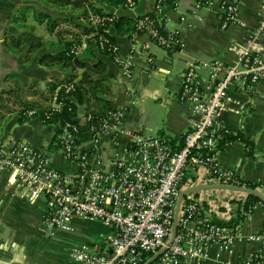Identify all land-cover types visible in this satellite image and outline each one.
Segmentation results:
<instances>
[{
  "label": "crops",
  "instance_id": "0c3cea01",
  "mask_svg": "<svg viewBox=\"0 0 264 264\" xmlns=\"http://www.w3.org/2000/svg\"><path fill=\"white\" fill-rule=\"evenodd\" d=\"M207 1L173 0L165 3L162 17L167 21V28L169 31L180 29L184 43L175 53L159 47L147 33L123 35L110 28L107 33L119 46L122 57L133 64L131 73H128L94 44L90 49L89 39L83 34V26H80L84 25L83 18L77 10L73 11V6L63 7L53 0H23L25 3L21 5L17 4V0H0V152H7L14 142H27L35 149L52 152L58 127L45 125L36 118H27L24 113L35 108H50L57 88L69 83L77 85L82 81L88 89L96 87L100 98L107 101L111 109L126 110L123 128L133 137L183 139L190 127L191 108L181 101L180 96L183 76L189 65L217 60L228 66L234 65L237 61L235 47L244 44L264 23V0H241L238 19L244 26L237 24L226 30L222 29L218 3L210 9L197 10L199 3ZM157 2L137 0L133 9L112 7L103 1L100 6L104 13L117 20L122 17L136 20L156 14ZM38 3V12L33 15L32 10ZM86 9L89 13L88 6ZM182 17H186L183 23ZM64 23L72 24L71 27L79 31V37L73 39L71 35V39H62L59 35L58 41L57 36L52 35L53 38L44 41L41 35L34 32V29L44 27L54 33ZM31 32L41 39L42 48L30 52L29 49L21 51L14 46V38ZM78 41H81L80 46L84 45L81 67L62 69L48 65L43 57L56 55L68 44ZM260 43L264 46V39ZM208 82V74L204 73L200 83L206 86ZM229 93L233 103L222 120L226 130L241 140L221 145L217 160L222 169L232 171L246 184L257 186L255 191L264 196V81L251 89L238 87ZM84 105L85 111L96 112L99 108L92 98ZM82 106H78L79 110ZM131 139L126 136L113 142L104 137L96 153L105 165H110L121 156ZM50 156L58 170H75L61 156ZM108 170L111 168L108 167ZM12 183L11 175L0 177V264H74L70 257L73 247L98 243L101 235L110 233V229L98 222L75 220L70 232L49 234L44 225L46 202L28 203L14 193ZM204 186L220 185L200 170L189 175L183 192ZM249 196L221 189L188 195V199L202 202L204 214L212 222L230 231L240 227L241 238L228 251L213 249L208 260L181 264H242L251 259L259 251L260 243L251 242L249 237L264 232V203L260 201L262 204L247 208ZM241 215L245 219L239 222ZM80 224L90 225L86 231L88 235L81 238L79 245L72 246L61 260L49 259L44 247L41 248L39 242L33 239L37 234L46 240L58 234H70L76 232Z\"/></svg>",
  "mask_w": 264,
  "mask_h": 264
},
{
  "label": "built area",
  "instance_id": "2783aa9c",
  "mask_svg": "<svg viewBox=\"0 0 264 264\" xmlns=\"http://www.w3.org/2000/svg\"><path fill=\"white\" fill-rule=\"evenodd\" d=\"M126 8L136 7L134 0H125ZM241 0H208L197 10L219 4L222 29L241 24L238 9ZM164 1L158 0V20H163L166 35H160L149 16L137 22L136 30L149 34L161 48L183 47L181 30L169 31L163 15ZM114 16L95 15L92 24L104 27ZM182 23L186 17L181 18ZM264 23L244 44L235 47L237 61L225 65L222 61L193 63L183 76L180 99L191 108L189 130L182 142L152 136L133 137L123 128L126 110H110L102 117L94 111L77 112L70 95L75 83L57 88L53 105L45 110H27V118L39 119L45 125L58 127L54 150L35 149L27 142H14L7 152H0V177L11 175L13 191L30 204L44 200L47 205L44 225L47 232L67 233L75 220L98 222L110 233L101 235L98 243L73 247L70 257L74 264H146L167 248L151 264H181L208 260L210 252L230 250L240 240V227L229 230L209 220L200 200L185 197L180 206L178 229L172 235L179 198L191 173L204 170L218 185L242 187V181L232 171L222 169L217 155L224 134L229 133L222 120L233 100L231 89H251L264 81ZM99 48L108 51L114 63L131 73L133 64L126 61L118 45L104 35L99 36ZM82 48L71 53L80 55ZM207 73L209 82L200 83ZM68 99V101H67ZM63 111L71 120L53 123ZM129 136L131 141L121 156L105 165L97 155L102 138L113 142ZM51 154L62 157L75 169L65 172L55 168ZM108 167L111 170H108ZM250 213L252 210L249 211ZM260 243V249L242 264H264V232L249 237Z\"/></svg>",
  "mask_w": 264,
  "mask_h": 264
},
{
  "label": "trees",
  "instance_id": "16d2710c",
  "mask_svg": "<svg viewBox=\"0 0 264 264\" xmlns=\"http://www.w3.org/2000/svg\"><path fill=\"white\" fill-rule=\"evenodd\" d=\"M93 0H53V2H56L57 4H60L63 7H67V6H73L76 9H82L83 6H85V4L89 3L88 7L91 8V12H93L95 15H101V16H112L110 14L104 13L102 8L96 7L92 4ZM94 1H98L100 2L101 0H94ZM104 3H106L107 5H110L112 7H123L126 9V1L125 0H102ZM137 4V0H134ZM164 3L166 2H172L173 0H163ZM206 1V0H204ZM88 9L84 10V13L82 14V16H84V18L88 19ZM149 16L151 18L152 23L154 24V28L158 29L159 34L160 35H166V31L164 29L163 26V20H158L156 14H149L146 15ZM145 16L139 17L136 20L132 19L131 17H122L119 20L115 19L113 22H109L107 23L104 27H96V26H91V25H80L81 27L83 26V34L86 35L87 37L93 35V37L91 39L88 40V46H90L91 50L93 48V44L95 45V47H97V49L105 55L110 56V53L108 51H102L99 48V36L104 35L106 38H108L112 43H115V40L113 39V37H111L107 31L110 28H114L115 30H117L119 33L123 34V35H130L132 33H136V34H142L140 32H138L136 30V25L137 22L142 19ZM14 46L18 49H29V51H33V50H39L40 48L43 47V43L41 41V39H38L37 37H35L33 35V33H26L24 36H21L18 39L14 38ZM82 45L81 41H78L77 43H71L68 44L65 49L63 51H61L60 53L56 54V55H44V59L46 61H48V65H56L61 67L62 69H70V70H74V68L77 67H81L83 66V63L81 61V54L80 55H73L71 53V51L73 50L74 47H78ZM117 45V44H116ZM169 50L170 53H175L180 51V48H176V49H166ZM111 57V56H110ZM103 92V91H101ZM90 96V97H88ZM70 97L75 100L76 104V109L77 112L79 111L78 106L79 105H84L85 103H88L89 100L92 98L96 101L97 105H98V111L94 112L95 116L97 117H102L105 114H107L110 110H113L110 108L109 103L107 101H105L104 99L100 98V95L98 93V89L96 87L91 86L89 89L86 87L85 82H79L77 85H75V91L70 95ZM68 101V99H67ZM72 115L67 113V111H63V113L61 115H55L54 118L51 120L53 123H63L65 121L71 120ZM241 140L240 137H234L232 134L230 133H226L223 136V139L221 140L220 144H219V148H221V145L225 144L226 145H231L235 140ZM173 143H177V142H182L183 139H178V140H173ZM54 150V149H52ZM242 186H245L249 189H253V190H257L258 187L252 184H246L244 182H242L241 184ZM262 204L260 202V200L252 195H250L247 199V208L249 207H255L256 204ZM246 208V209H247ZM245 216L241 215L239 222L244 221ZM222 226V225H221Z\"/></svg>",
  "mask_w": 264,
  "mask_h": 264
},
{
  "label": "rangeland",
  "instance_id": "374dc122",
  "mask_svg": "<svg viewBox=\"0 0 264 264\" xmlns=\"http://www.w3.org/2000/svg\"><path fill=\"white\" fill-rule=\"evenodd\" d=\"M31 1H37L39 2L40 0H31ZM75 1V0H74ZM23 2V0H17V4L19 3V5H21ZM25 3V2H23ZM101 3H102V0L100 2L98 1H92V4L96 7H99L101 8ZM38 4H36V8L33 9V15H35L37 12H38ZM89 5V3L85 4V6H83L82 9H76V8H73V11L77 10L79 12V16H81V18H83L82 20V23L84 24H87V25H91L93 26L92 24V17L95 16V14L93 12H89V16H88V19L84 18V16H82V14L84 13V10L86 9V7ZM90 7V5H89ZM91 9V8H89ZM74 14V13H73ZM92 16V17H90ZM34 17V16H33ZM20 19V18H19ZM22 21V20H20ZM26 22V21H24ZM68 23V22H67ZM72 24H60L56 30L54 31V33H51L48 31L47 28H44V27H40L38 29H34V32L35 34H38V35H41L42 36V39H44V41H47L53 37H56L57 36V39H58V36L60 35L62 39H71L73 37V39H76L77 37H79V31L73 26L71 27ZM80 34L82 35V33L80 32ZM53 35V37H52ZM72 35V37H71ZM80 35V36H81ZM93 37V35L87 37V39H91ZM83 38V37H81ZM83 38V40L86 42L87 39ZM82 49H84V45L83 46H80ZM53 48V47H52ZM22 51V49H21ZM34 55V54H33ZM88 227H90V225L88 224H80V225H77L76 227V232H73V233H70V234H58L55 238H51V239H44L42 236L40 235H35L36 237H34L33 239H35V242L38 243L39 242V246L41 248L44 247V251H46V254H47V257H49V259H58V260H61V257H65L66 253L68 250H70V248H72V246H76V245H79V242L81 241V238H83V236L85 235H88ZM33 236V235H32Z\"/></svg>",
  "mask_w": 264,
  "mask_h": 264
},
{
  "label": "water",
  "instance_id": "95a60500",
  "mask_svg": "<svg viewBox=\"0 0 264 264\" xmlns=\"http://www.w3.org/2000/svg\"><path fill=\"white\" fill-rule=\"evenodd\" d=\"M86 109V106L83 105L82 107H80V113L83 114L84 111ZM217 189H221V190H231V191H236V192H240V193H246L249 195H252L256 198H258L260 201H262L264 203V196L261 195L259 192L253 190V189H249V188H242V187H234V186H227V185H220V186H204V187H196L195 189H190L187 191L182 192L179 201H178V205H177V209H176V214H175V218H174V223H173V229H172V235L171 238L169 240L168 243V247L170 245H172V243L174 242V239L176 237L177 234V229H178V216H179V211H180V206H181V202L182 200L187 197L188 195L195 193V192H199V191H208V190H217ZM167 248L163 249L162 251H160L155 257H153L151 260H149L146 264H151L153 261H155Z\"/></svg>",
  "mask_w": 264,
  "mask_h": 264
}]
</instances>
